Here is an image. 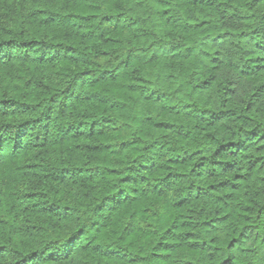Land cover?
<instances>
[{
    "label": "trees",
    "instance_id": "16d2710c",
    "mask_svg": "<svg viewBox=\"0 0 264 264\" xmlns=\"http://www.w3.org/2000/svg\"><path fill=\"white\" fill-rule=\"evenodd\" d=\"M0 264H264V0H0Z\"/></svg>",
    "mask_w": 264,
    "mask_h": 264
}]
</instances>
